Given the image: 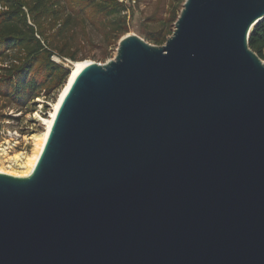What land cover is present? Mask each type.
Returning <instances> with one entry per match:
<instances>
[{
  "label": "water",
  "instance_id": "1",
  "mask_svg": "<svg viewBox=\"0 0 264 264\" xmlns=\"http://www.w3.org/2000/svg\"><path fill=\"white\" fill-rule=\"evenodd\" d=\"M263 19L186 0L165 46L82 68L33 172L0 173V264H264Z\"/></svg>",
  "mask_w": 264,
  "mask_h": 264
},
{
  "label": "rangeland",
  "instance_id": "2",
  "mask_svg": "<svg viewBox=\"0 0 264 264\" xmlns=\"http://www.w3.org/2000/svg\"><path fill=\"white\" fill-rule=\"evenodd\" d=\"M90 1L53 0L48 7L56 11V15H42L39 21L44 36L57 47H54L52 60L69 68L71 73L75 62L104 65L114 60L120 40L128 34H136L154 46H165L176 29L186 0H95L92 6ZM73 5L74 12L70 9ZM2 9L0 1V11ZM68 14L70 24L64 27ZM2 67L5 64L0 62V77L4 73ZM49 79L51 76L44 78ZM67 82L68 78L62 84L50 82L40 97L22 110L15 100L0 92V150L10 147L8 155L0 157L1 168L16 173L25 171L7 160L18 152L28 155L35 152L32 137L45 130L43 119L50 117ZM5 88L0 82V89L6 92Z\"/></svg>",
  "mask_w": 264,
  "mask_h": 264
},
{
  "label": "trees",
  "instance_id": "3",
  "mask_svg": "<svg viewBox=\"0 0 264 264\" xmlns=\"http://www.w3.org/2000/svg\"><path fill=\"white\" fill-rule=\"evenodd\" d=\"M0 1L3 3L0 11V62L5 64L0 82L6 85V92L1 89L0 92L15 100L22 110L39 98L50 82L62 84L71 72L63 64L52 60L56 46L44 36L39 22L42 15H56V11L48 7L53 0ZM94 2L91 0L90 6ZM70 9L74 12V5ZM70 14L63 22L64 27L70 24ZM249 44L264 60V19L252 27ZM42 73L45 75L40 79ZM49 76L51 79L45 81L44 78Z\"/></svg>",
  "mask_w": 264,
  "mask_h": 264
},
{
  "label": "bare ground",
  "instance_id": "4",
  "mask_svg": "<svg viewBox=\"0 0 264 264\" xmlns=\"http://www.w3.org/2000/svg\"><path fill=\"white\" fill-rule=\"evenodd\" d=\"M87 64H89L88 61H82V62H75L74 63L72 73H71L70 77L68 78V82L66 83L65 87L63 88L59 99L54 104L53 109L50 113V117L47 119H43L44 125H45V130L42 131L41 133L37 134V135L34 134L32 137L34 140V144H35V152L33 154H29V155L25 154L24 152H18L16 154L12 155L11 157H9V159L7 160L11 164L19 167L20 169H25V171H23V172L21 171L19 173H16L12 170H9V169L5 170V169L0 167V173H5V174L16 176V177H27L33 172V170L37 164V161L40 157V154L43 150L45 142L47 140V137H48L51 125L53 123V120L55 118V115L57 113V110H58L65 94L67 93L68 89L70 88L71 84L73 83L75 77L80 72V70L82 68H84ZM8 148H10V147H5V148L0 150L1 151L0 157L5 158L8 155V150H7Z\"/></svg>",
  "mask_w": 264,
  "mask_h": 264
}]
</instances>
